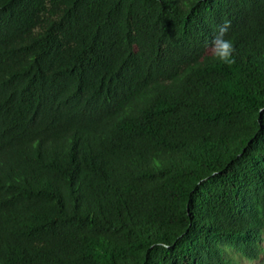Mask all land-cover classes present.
<instances>
[{"label": "trees", "instance_id": "obj_1", "mask_svg": "<svg viewBox=\"0 0 264 264\" xmlns=\"http://www.w3.org/2000/svg\"><path fill=\"white\" fill-rule=\"evenodd\" d=\"M263 252L264 0H0V264Z\"/></svg>", "mask_w": 264, "mask_h": 264}, {"label": "clouds", "instance_id": "obj_2", "mask_svg": "<svg viewBox=\"0 0 264 264\" xmlns=\"http://www.w3.org/2000/svg\"><path fill=\"white\" fill-rule=\"evenodd\" d=\"M231 27V21L226 19L217 27L211 45L205 44L206 54L212 55L220 62L229 66L236 62L234 55L236 52L234 40L229 37Z\"/></svg>", "mask_w": 264, "mask_h": 264}, {"label": "rangeland", "instance_id": "obj_3", "mask_svg": "<svg viewBox=\"0 0 264 264\" xmlns=\"http://www.w3.org/2000/svg\"><path fill=\"white\" fill-rule=\"evenodd\" d=\"M240 264H264V252L260 259L252 261V260H243Z\"/></svg>", "mask_w": 264, "mask_h": 264}]
</instances>
